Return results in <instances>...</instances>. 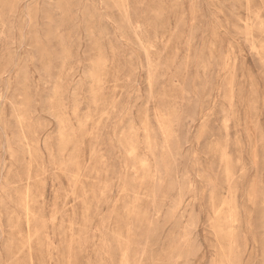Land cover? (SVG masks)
<instances>
[{
  "label": "rangeland",
  "instance_id": "obj_1",
  "mask_svg": "<svg viewBox=\"0 0 264 264\" xmlns=\"http://www.w3.org/2000/svg\"><path fill=\"white\" fill-rule=\"evenodd\" d=\"M0 264H264V0H0Z\"/></svg>",
  "mask_w": 264,
  "mask_h": 264
},
{
  "label": "bare ground",
  "instance_id": "obj_2",
  "mask_svg": "<svg viewBox=\"0 0 264 264\" xmlns=\"http://www.w3.org/2000/svg\"><path fill=\"white\" fill-rule=\"evenodd\" d=\"M149 86V85H148ZM150 87V86H149ZM226 154V153H225ZM60 170V169H59ZM63 173V172H62ZM228 173V172H227ZM79 177V176H78ZM227 177V176H226ZM36 179H38V178H36ZM74 179H75V177H74ZM73 180V179H72ZM78 180V179H77ZM227 180V179H226ZM76 182V181H75ZM75 184V183H74ZM54 207V206H53ZM57 211V210H56ZM55 215V214H54ZM57 217V216H56ZM56 222V221H55ZM69 226V225H68ZM70 228V227H69ZM35 230V229H34ZM38 233V232H37ZM20 235V234H19ZM37 235V234H36ZM28 239V238H27ZM15 257V256H14ZM31 260V259H30ZM69 263V262H68Z\"/></svg>",
  "mask_w": 264,
  "mask_h": 264
}]
</instances>
